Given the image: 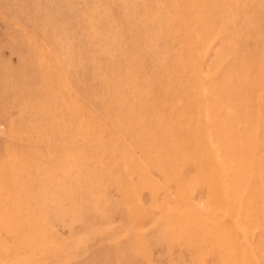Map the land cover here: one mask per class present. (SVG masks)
Wrapping results in <instances>:
<instances>
[{"label": "rangeland", "instance_id": "374dc122", "mask_svg": "<svg viewBox=\"0 0 264 264\" xmlns=\"http://www.w3.org/2000/svg\"><path fill=\"white\" fill-rule=\"evenodd\" d=\"M0 264H264V0H0Z\"/></svg>", "mask_w": 264, "mask_h": 264}]
</instances>
